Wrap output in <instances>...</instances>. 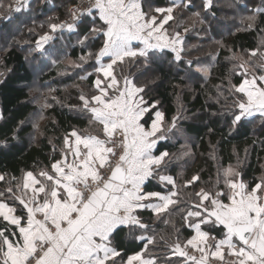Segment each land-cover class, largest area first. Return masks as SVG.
I'll list each match as a JSON object with an SVG mask.
<instances>
[{"label":"snow or ice","instance_id":"1","mask_svg":"<svg viewBox=\"0 0 264 264\" xmlns=\"http://www.w3.org/2000/svg\"><path fill=\"white\" fill-rule=\"evenodd\" d=\"M190 6L193 0H171L168 7L149 4L147 10L145 0H89L69 9V20L49 17V31L35 41L34 51L47 52L45 45L56 39L54 34L65 31L76 34L77 44L88 49L72 66L89 65L92 70L85 69L79 79L94 76L93 87L72 107L87 112L97 131L73 128L63 136L59 159L7 180L0 190V264H158L149 253V245L157 242L155 229L144 213L175 229L165 217L177 211L190 231L182 240L176 229L169 247L172 255L183 258L182 264H264V176L247 182L230 166L218 170L212 188L199 183V173L178 183L168 170L176 162H188L190 146L172 153L158 145L171 139L179 117L168 120L159 101L146 98V85L125 74L126 66L147 68L171 55L170 63L187 65L189 79L197 74L208 78L213 65L198 57L185 60L184 37L169 24L175 9ZM211 6L212 0H204V9ZM31 7V0L0 3V19L11 21L13 13ZM260 14L264 7L241 17L242 30L264 33L258 28ZM193 15L200 17L199 12ZM97 40L100 46L92 51ZM229 51L231 71L239 77L229 88L228 110L235 126L249 117H264V41L253 49ZM5 180L0 173V181ZM153 181L159 190H153Z\"/></svg>","mask_w":264,"mask_h":264},{"label":"trees","instance_id":"2","mask_svg":"<svg viewBox=\"0 0 264 264\" xmlns=\"http://www.w3.org/2000/svg\"><path fill=\"white\" fill-rule=\"evenodd\" d=\"M80 2L82 0H31L30 10L13 13L11 21L0 19V142L6 141L0 143V173L6 174V180L0 181V190L7 186L10 177L20 178L26 171H38L59 159L63 136L73 128L84 133L97 131L96 126L89 124L87 112L72 107L79 106L82 103L79 95L89 94L93 87L94 76L79 79L86 75L85 69L92 70L89 65L81 69L69 64L88 49L77 44L76 34L65 31L62 35L54 34L56 39L45 47L47 52L34 51L35 41L49 31V17L53 21L58 17L56 22L66 21L68 10ZM203 2L193 0V6L177 8L170 25L180 22L192 28L185 38L188 50L185 60L198 57L201 62L213 65L207 79L201 74L189 79L185 72L187 65L170 63L171 55L147 68L126 66L125 74L135 77L138 84L146 85V98L158 100L168 120L179 117L177 128L169 133L171 139L158 145L161 150L166 147L172 153L178 152L181 145L190 146L193 155L188 162H176L168 170L178 178V183L199 173V183L212 188L218 170L230 166L236 167L245 181L253 182L264 176V117L247 118L233 126L231 112L227 109V115L222 116L221 107L231 105L232 97L226 89L230 88V81L239 80L231 71L234 62L227 59L232 54L229 49L236 52L253 49L264 41V33L258 29L244 31L245 25L241 23V17L251 15L257 7H264V0H212L208 9L203 8ZM0 3L6 5L9 0H0ZM149 4L153 8L168 7L171 0H145V10ZM195 12L200 13L199 18L193 15ZM238 28L241 30L237 31ZM258 28H264V14L258 17ZM100 43L95 41L91 50L96 51ZM54 59L59 63L53 65ZM32 66L38 68L37 73ZM35 82L40 92L52 93L42 98L51 107L42 108L32 96L30 89ZM181 110L185 118L180 115ZM37 115H42L43 119L39 129H34L33 119ZM153 186V190H159L155 181ZM151 215V212L144 213L145 221L155 229L157 242L149 245V253L157 258L158 264H167L166 257L172 264H182L183 258L172 255L169 247L176 240V229L182 240L189 235L190 230L184 228L181 215L177 211L165 217L172 220L175 229L161 220L149 219ZM204 227L210 229V226ZM214 234L221 236L219 229L214 230ZM133 247L139 250L138 245Z\"/></svg>","mask_w":264,"mask_h":264},{"label":"rangeland","instance_id":"3","mask_svg":"<svg viewBox=\"0 0 264 264\" xmlns=\"http://www.w3.org/2000/svg\"><path fill=\"white\" fill-rule=\"evenodd\" d=\"M88 2H89V0H82V2H80L79 4H87ZM71 8H72V7H71ZM175 10H176V9H175ZM175 10H174V13H173V14H174V17L176 16V15H175ZM69 19H70V18H68L67 20H69ZM174 20H175V19H174ZM174 20H173V21H174ZM173 21H170L169 24H170L171 22H173ZM183 24H184V23H180V22L178 23V22H175V24H174L173 27H175L176 30H178V31L181 32V34L183 35L184 40H185V38L191 33L192 28L187 27L189 30H188L187 33H185V32H184V28H185V26H184ZM166 27H167V26H166ZM51 43H52V41L49 42V44H51ZM49 44L45 45V47L48 46ZM193 46H194V45H193ZM202 63H203V62H202ZM69 64L72 66V62H70ZM204 64H206V63H204ZM32 68L34 69V71H35L36 73L38 72V68H36V67H34V66H32ZM3 74H4V73L1 74V77L3 76ZM65 75L67 76V73H65ZM38 86H39V85L35 82L34 85L31 87L30 91H31L32 96L36 98L37 103H39V105H41V107H42V104L45 103L44 100L42 101V98L45 97V94H50V95H51L52 93H50V92H46V91H45V93L40 92ZM226 92L229 93V87H227ZM223 94H224V93L222 92L220 95L222 96ZM181 109H182V107H181ZM227 109H228L227 107H221V110H222V116L227 115V111H226ZM180 115H182L183 118L186 117L185 112H184L183 110H181V114H180ZM0 116H1V111H0ZM40 117H41L40 115L35 116L34 119H33V123H34V124H35V123H38V124H39L40 122H42V119H41ZM233 168H236V167H233ZM236 169H237V168H236ZM237 170H238V169H237ZM17 194H19V193H17Z\"/></svg>","mask_w":264,"mask_h":264},{"label":"crops","instance_id":"4","mask_svg":"<svg viewBox=\"0 0 264 264\" xmlns=\"http://www.w3.org/2000/svg\"><path fill=\"white\" fill-rule=\"evenodd\" d=\"M256 116H259V115H256ZM256 116H253V117H256ZM253 117H249V118H253ZM227 259V258H226Z\"/></svg>","mask_w":264,"mask_h":264}]
</instances>
